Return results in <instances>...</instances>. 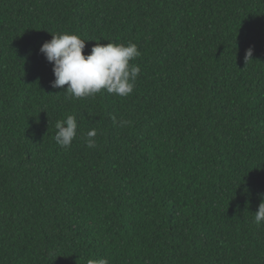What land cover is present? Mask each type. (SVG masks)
I'll return each instance as SVG.
<instances>
[{
	"label": "trees",
	"instance_id": "16d2710c",
	"mask_svg": "<svg viewBox=\"0 0 264 264\" xmlns=\"http://www.w3.org/2000/svg\"><path fill=\"white\" fill-rule=\"evenodd\" d=\"M65 32L135 43L133 92L53 88ZM262 193L264 0H0V264H264Z\"/></svg>",
	"mask_w": 264,
	"mask_h": 264
},
{
	"label": "clouds",
	"instance_id": "9594fccd",
	"mask_svg": "<svg viewBox=\"0 0 264 264\" xmlns=\"http://www.w3.org/2000/svg\"><path fill=\"white\" fill-rule=\"evenodd\" d=\"M77 33H52V39L46 41L40 52L53 64L55 79L53 88H64L68 98H85L106 92L120 97H127L134 88L141 69L131 63L141 55L135 43L116 44L109 42L102 44L99 41L92 47L89 54H85L86 41ZM253 48L246 50L244 60L246 64L253 59ZM115 121V118H113ZM54 139L62 148L72 145L78 134V121L74 115L65 120L57 121ZM97 132L91 129L86 134V143L89 148L95 147ZM256 225L264 222V193L261 194V203L255 212ZM88 264H108L107 259H90Z\"/></svg>",
	"mask_w": 264,
	"mask_h": 264
}]
</instances>
